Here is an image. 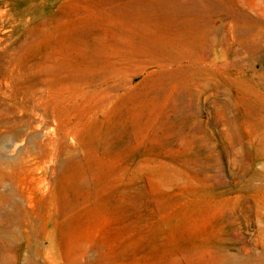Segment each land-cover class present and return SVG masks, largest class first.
Listing matches in <instances>:
<instances>
[{"label": "rangeland", "instance_id": "obj_1", "mask_svg": "<svg viewBox=\"0 0 264 264\" xmlns=\"http://www.w3.org/2000/svg\"><path fill=\"white\" fill-rule=\"evenodd\" d=\"M47 127L72 132L35 174L47 198L75 167L69 261L264 264V0H0L6 172Z\"/></svg>", "mask_w": 264, "mask_h": 264}, {"label": "bare ground", "instance_id": "obj_2", "mask_svg": "<svg viewBox=\"0 0 264 264\" xmlns=\"http://www.w3.org/2000/svg\"><path fill=\"white\" fill-rule=\"evenodd\" d=\"M29 110L33 114L39 113L43 119L50 116L53 122L58 123L56 115L48 111L43 101L34 103ZM46 129L51 137L45 136V133V139H37L35 148L28 155L35 160L33 164L27 165V160L24 163H9L7 166L11 172L8 173L3 165L5 163L0 162V264H56L55 256L64 259V264L83 263L86 253H81L79 260L69 261V253L66 252V246L71 241L70 228L75 221L73 198L77 183L73 163L68 162L59 167L47 198L43 197L41 190L44 174L35 177L37 170H42L44 163L52 160L53 148H60L72 132L70 128ZM45 150H49L48 158L42 161ZM5 180L11 181L15 187L5 188ZM86 187L85 182H81L80 190L86 192ZM36 194L40 196L37 200L33 199ZM39 245L45 246L44 255ZM41 256L45 258L43 262H40Z\"/></svg>", "mask_w": 264, "mask_h": 264}]
</instances>
